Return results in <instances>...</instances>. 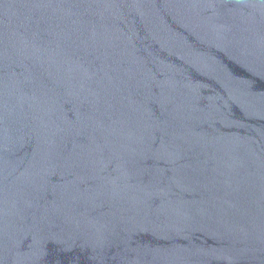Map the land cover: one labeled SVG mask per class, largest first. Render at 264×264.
Listing matches in <instances>:
<instances>
[{
	"label": "water",
	"instance_id": "obj_1",
	"mask_svg": "<svg viewBox=\"0 0 264 264\" xmlns=\"http://www.w3.org/2000/svg\"><path fill=\"white\" fill-rule=\"evenodd\" d=\"M0 264H264V0H0Z\"/></svg>",
	"mask_w": 264,
	"mask_h": 264
}]
</instances>
